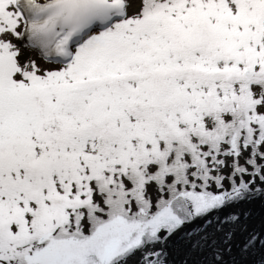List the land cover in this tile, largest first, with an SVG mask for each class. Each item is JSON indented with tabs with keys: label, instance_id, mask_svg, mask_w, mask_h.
I'll list each match as a JSON object with an SVG mask.
<instances>
[{
	"label": "snow or ice",
	"instance_id": "6c2138e0",
	"mask_svg": "<svg viewBox=\"0 0 264 264\" xmlns=\"http://www.w3.org/2000/svg\"><path fill=\"white\" fill-rule=\"evenodd\" d=\"M0 264H264V0H0Z\"/></svg>",
	"mask_w": 264,
	"mask_h": 264
}]
</instances>
